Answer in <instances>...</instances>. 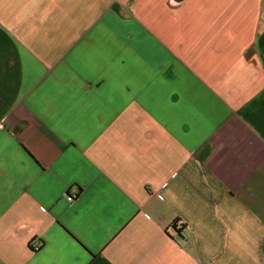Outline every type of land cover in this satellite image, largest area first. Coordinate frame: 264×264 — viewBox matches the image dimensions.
Returning a JSON list of instances; mask_svg holds the SVG:
<instances>
[{
    "label": "crops",
    "instance_id": "obj_1",
    "mask_svg": "<svg viewBox=\"0 0 264 264\" xmlns=\"http://www.w3.org/2000/svg\"><path fill=\"white\" fill-rule=\"evenodd\" d=\"M0 264H264V0H0Z\"/></svg>",
    "mask_w": 264,
    "mask_h": 264
},
{
    "label": "built area",
    "instance_id": "obj_2",
    "mask_svg": "<svg viewBox=\"0 0 264 264\" xmlns=\"http://www.w3.org/2000/svg\"><path fill=\"white\" fill-rule=\"evenodd\" d=\"M2 128V127H1ZM76 199V196H70V197H68V201L69 202H73L74 200Z\"/></svg>",
    "mask_w": 264,
    "mask_h": 264
}]
</instances>
